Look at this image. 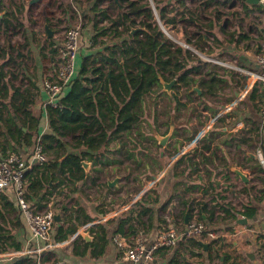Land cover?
Here are the masks:
<instances>
[{"label": "crops", "instance_id": "crops-1", "mask_svg": "<svg viewBox=\"0 0 264 264\" xmlns=\"http://www.w3.org/2000/svg\"><path fill=\"white\" fill-rule=\"evenodd\" d=\"M52 2L0 0V64H4V80L9 85L5 98L8 101L11 96L10 84L27 89L30 93L36 92L29 108L33 114H41L38 127L40 135L48 129L44 105L47 94L43 80L53 69L51 44H60L55 39V30L51 29ZM256 5L240 2L239 6H230V15L235 19L232 27L216 17V9L211 12V7L207 8L210 10H203L208 13L207 18L199 16L200 22L191 21L193 24L190 27L195 31L187 32L188 36L184 40L186 45L182 44L181 47L191 52L192 66L197 62L200 65L190 72L195 78L191 87L185 92L184 87L176 89L184 105L176 113L173 133L165 145H159L153 131L164 135L167 127L164 123H159L158 128H155L152 117L149 116L142 122L145 130L142 138L133 132L132 137H122L120 141L115 139L110 143L112 149L109 156L113 159L112 162L98 171L93 170L94 165L90 162L88 172L91 170L92 174L98 176V189L88 188L83 181L62 187V190L66 189L62 200L68 201V205L72 207L83 206L91 217L87 219V223L77 225L76 231L70 233L67 239L59 240L53 225L47 239L34 238L16 206L13 188L10 186L0 193L3 195V198L0 197V232L8 235L4 238L7 243L15 240L21 246L19 250L9 248L7 251H0V264H28L29 261L31 264H134L124 258L114 244L111 232L117 220H107L120 216L136 200L143 199L144 206L150 209L142 214L141 220L150 224V217L151 227L138 237L151 245L157 241L166 222L170 221L168 213L171 214L174 226L181 219L183 221L184 217L183 222L187 224L188 215L192 220L195 219L196 207L188 212L183 203L190 198L193 199V207L196 202L204 201L216 205L215 208L227 207L228 204L236 209H240L243 204L255 208V216H244L247 221L244 224L225 219L224 223L214 225L218 229V236L213 239L221 238L224 243H228L222 248L236 264H264L258 239V236H262L264 240V169L257 158L258 152L264 158V122L260 115L264 106V80L254 79L249 73L264 74V67L259 60L264 51V27L259 24L264 22V9L260 5L261 8L257 9ZM193 7L191 9L197 12L198 8ZM217 11L221 16L222 11L219 8ZM244 15L256 21L249 28L242 27L239 20ZM86 20L85 26L80 28L76 57L78 66L84 55H91L98 50L91 47L90 37L94 31L88 17ZM205 38L207 43L204 42ZM187 39L190 40L189 43ZM196 42L202 47L197 46ZM44 45H48L49 49ZM204 49L208 55L206 61L196 56L201 57ZM26 51L30 56L28 60L24 55ZM212 58L222 62H215ZM213 74L221 79L208 80ZM202 79L208 80L210 90L201 83ZM193 86H197L199 91L192 89ZM137 141L140 144H136ZM20 152H24L25 156L30 153L28 148H23ZM127 152L133 154L129 158H123ZM199 154L208 157L207 167L210 172L204 171L202 165L196 170L194 166L186 164L185 160H197ZM234 168L245 175L247 182L233 172ZM115 178L117 182L110 187L108 181ZM144 181L149 184L143 188ZM102 184H107L112 189L107 191ZM186 184L200 186L187 190ZM223 188L233 196L232 202H227V197L213 199V196H224L223 192H219ZM5 200L12 203L13 209L6 205ZM103 208H107L108 212L102 214L100 210ZM239 216L243 217L238 214L235 219ZM99 224L106 231L104 234L101 228L98 230V234L104 235L107 240L103 252L101 242L97 244V237L90 231V228ZM81 232L88 234V238L82 237ZM207 238L203 249L199 251L202 256L198 264H221L215 257L210 261L209 256L212 254L213 257L215 250L208 249V242L212 239ZM178 245L172 246L169 257L159 258L158 263L166 264Z\"/></svg>", "mask_w": 264, "mask_h": 264}, {"label": "trees", "instance_id": "trees-1", "mask_svg": "<svg viewBox=\"0 0 264 264\" xmlns=\"http://www.w3.org/2000/svg\"><path fill=\"white\" fill-rule=\"evenodd\" d=\"M126 1V5L119 8L115 16H110L107 9L101 8L97 1L91 6L88 16V22L94 31L90 37L91 47L98 48L99 51L82 57L78 72L59 104L56 107L45 105L48 129L41 135L38 131L41 114H33L29 108L36 92L30 93L27 89L10 84L12 93L7 101L5 97L9 85L4 80L6 75L3 70L4 64H0V157L6 156L9 152H20L23 148H28L30 151L37 137L40 136L44 150L46 153L51 152L52 157L43 165H34L24 173L25 198L38 207H45L51 201L53 210L60 217L52 224L59 235V240L67 239L70 233L76 231L77 225H83L87 223V219H91L83 206L72 207L68 205V201L62 200L66 189L61 188L78 181H83L88 188L98 189L96 181L98 176L92 174L91 170L86 173L81 161L91 162L94 171L103 168L113 161L109 156L112 149L110 143L115 139L120 141L122 137H132L133 132L137 137L142 138L145 132L142 122L149 116L152 117L155 128H158L159 123H164L168 129L170 117L173 115L175 120L178 109L184 105L177 96L176 89L184 87V92L188 90L195 81L190 72L200 65L197 60L194 66L191 65V52L188 49L168 41L158 23L153 20L152 9L146 0L142 3L138 0ZM240 1L242 4H248L244 0ZM154 2L160 21L166 25H174L176 18L167 17L166 4L161 3L160 0ZM204 2L210 3L211 0ZM183 5V1L179 0L177 6ZM204 7L205 4L196 7L198 8L196 12L195 9L185 6L180 13V20L200 22L199 16H205ZM256 7L261 8L259 5ZM217 14L218 11L215 10L216 17ZM201 26L204 27L203 24ZM135 28L141 29L133 31ZM189 42L190 40L187 39V43ZM204 42L207 43L206 38ZM196 43L197 46L202 47L199 42ZM56 53L57 47L53 42L50 49L53 75L58 62ZM159 75L165 81L175 79L169 94L163 91ZM13 77L16 78L15 75ZM210 79L212 81L221 78L213 74L208 80ZM208 80L202 79L201 83L210 90ZM160 95L165 98L164 104H159ZM147 99L152 101L150 104L154 107L151 111L152 116L147 115ZM135 143L140 144V141ZM131 154L133 153L127 152L123 158H129ZM198 157L197 160L188 158L185 162L190 167L194 166L196 170L202 165L204 171L210 172V168L207 167L208 157L203 154H199ZM117 161L122 160L117 159ZM192 172H195V169H192ZM101 186L107 191L112 189L108 188L107 184ZM199 186L200 184H186V189L191 190ZM51 196H53L52 200ZM0 197L3 198V195ZM225 197L213 196V199H225ZM192 200L190 198L183 201L185 208L190 212L196 207L195 220L205 224V231L199 235L181 237L177 241L178 248L166 264H198L202 256L199 251L203 249L209 231L218 230L213 227L214 225L224 223L225 219L235 221L238 214L246 218L255 216V208L246 204L240 209L229 204L227 207L220 206L216 209V205L204 201L196 202V206L193 207ZM5 203L13 209L10 201L5 200ZM147 209L150 208L144 206L143 199L136 200L126 212L116 218L108 219L107 222L117 220L111 235H119L126 242L132 243L151 227L150 217V224L146 220H141L142 214L144 215ZM100 212L105 214L108 210L103 208ZM188 218L190 221V215ZM184 219L185 217L183 221ZM99 228L105 234L106 231L101 224L90 228V231L97 237L96 243L101 242L100 248L103 252L107 240L104 235L98 234ZM6 236L8 235L0 232V251L4 252L9 248L19 250L20 243L15 240L7 243L4 240ZM258 239L259 249L264 257L263 237L258 236ZM226 243L221 238L208 242V249L215 250L213 257L212 254L209 256L210 261L215 257L221 264H236L222 248L224 245L227 246ZM171 248L173 247L157 246L153 251V259H155L153 264H159V258L169 257ZM119 251L123 256L122 250ZM27 263L31 264L30 261Z\"/></svg>", "mask_w": 264, "mask_h": 264}, {"label": "built area", "instance_id": "built-area-1", "mask_svg": "<svg viewBox=\"0 0 264 264\" xmlns=\"http://www.w3.org/2000/svg\"><path fill=\"white\" fill-rule=\"evenodd\" d=\"M264 2V0H262ZM80 25L71 26L66 29L63 41L57 44V68L55 74L49 73L43 80V87L47 94L44 105L56 107L64 91L69 87L75 75L76 57L79 47ZM213 60V59H212ZM259 60L264 67V51L259 56ZM254 79L264 80V74L249 72ZM264 122V106L260 112ZM26 156L21 152H9L4 157H0V193L10 186L14 190L15 203L23 220L26 222L34 238L47 239L49 231L54 222L55 211L51 201L45 207L38 209L36 204H30L25 198V177L24 173L34 165H43L48 156L37 137L33 147ZM259 164L264 169V158L258 152ZM53 196L50 197L52 200ZM115 214V211H113ZM205 224L195 219L188 221L180 229L167 225L159 232L155 243L148 245L141 237L134 239L132 243L126 242L119 235L113 236L114 244L122 250L123 257L131 260L134 264H153V251L157 246H175L177 241L183 236L199 235L205 231ZM208 238H216L218 235L214 231H209Z\"/></svg>", "mask_w": 264, "mask_h": 264}, {"label": "rangeland", "instance_id": "rangeland-1", "mask_svg": "<svg viewBox=\"0 0 264 264\" xmlns=\"http://www.w3.org/2000/svg\"><path fill=\"white\" fill-rule=\"evenodd\" d=\"M52 1H53L52 2L53 6L50 9V19H51V23H52L51 29L55 30V31H53L56 34L55 39L60 44L63 41L65 31L67 28H69L71 26H75L77 24L80 25L81 29L85 26V24L87 23L86 19L88 17L90 8L95 1H97L99 3V6L101 8L102 7L106 8L107 12L110 16L117 15L119 8L124 7L127 3L126 0H52ZM138 1H139V3L144 2V0H138ZM154 1L155 0H146V2H148L150 4V7L152 9V13L154 15L153 20L156 23H158L161 31L163 32V34L165 36H167L168 41L170 43H173L175 45H180V46L186 45L184 40H185L186 36H188L187 32L188 31H191V32L195 31V29L190 27L191 24H193L191 21L180 20L181 19L180 18L181 9H183L185 6H187L189 8H194L193 6L200 7L203 4H205V7L203 10H210L207 8L211 7V12L213 10H215V9L217 10L219 8V10L222 11V15L220 16L219 14H217V16L219 18H221V21L227 23L229 27H232L235 19H232V16L230 15V13L232 11H231V9H228V8L230 6H233V5L239 6L240 2H241L240 0H211L210 3H205L204 0H182L184 5L181 8L179 7L180 9H178L177 5L179 4V0H176V1L175 0H160L161 3L166 4L167 17L173 16L174 18H176L175 24L170 25L171 26L170 27L169 25L164 24L163 21H160V19L158 18V12H157V9L154 5L155 4ZM203 13L205 14V18H207L208 13H206L205 11H203ZM260 13H262V12H260ZM239 20H241L242 27H244V28H249V25H251V23L256 22L254 20V18L247 16V15H244L242 17V19H239ZM259 24H260V26L264 27V22L259 23ZM44 46L46 48H48V45H44ZM206 51H207L206 49H204L202 51V53L200 54L201 57L198 55H196V56L198 58H202V60L206 61V60H208L207 59L208 55L206 54ZM46 52H47V50H46ZM24 55L27 57V60H28V58L30 57L29 53L26 51V53H24ZM57 56H58V51L56 53V58H57ZM212 59L215 62H219V63L222 62L220 59H217V58H212ZM79 66L77 64H75V75L78 72ZM172 87H171V89H172ZM178 95H179V92H178L177 96ZM163 98H164V96L160 95L159 104H164L165 98L164 99ZM150 102H152V101L150 99H147V115H151L149 112L152 111V109H154V107L151 106ZM164 129H166V128L164 127ZM148 147L152 148V146H148ZM153 150L157 151L154 148H153ZM47 156H48L47 160L51 159V157H52L51 152H48ZM137 170H139V168ZM144 182L145 183L142 186L143 188L145 185L149 184L148 181H144ZM141 190L142 189H140L139 191L141 192ZM225 190L226 189L223 188L219 192H223V195L227 197V202H232L234 199L233 196H231V194L229 192L227 193ZM92 192H94V190ZM138 192H136V193H138ZM220 199H222V198H220ZM236 203H237V201H236ZM168 214H169L168 217H169L170 221L166 222V226L168 224L169 225L171 224L172 227L180 229L182 225L183 226L185 225L184 223H182L183 222L182 219H181V221L178 222V225L177 224H176V226L172 225L174 223L171 221V216H170L171 214L170 213H168ZM190 221L192 222V219ZM181 223H182V225L180 226Z\"/></svg>", "mask_w": 264, "mask_h": 264}, {"label": "water", "instance_id": "water-1", "mask_svg": "<svg viewBox=\"0 0 264 264\" xmlns=\"http://www.w3.org/2000/svg\"><path fill=\"white\" fill-rule=\"evenodd\" d=\"M246 2L249 3V4L260 5L264 9V2L262 0H246ZM139 29H141V28H135L133 31H136V30H139ZM158 77H159L160 83L162 84L163 91H166L169 94L171 92V87L175 83V79H172L170 81H165L160 75ZM192 89H195V90L199 91L197 86H193ZM175 126H176V124L174 122V118H173V115H172L170 117V120H169L168 131L164 135L159 134L156 130L153 131V135H154V137L157 140V143L159 145H165L167 143L168 139L170 138L171 134L173 133V130H174ZM81 164H82V167H83L84 171L88 172V168H89L90 162L83 160V161H81ZM233 172L236 173L242 180L247 182L246 178H245V175L239 169L234 168ZM116 182H117V178L113 179L112 181H108V185L111 187V186L115 185ZM54 220L55 221L59 220V214L58 213H55ZM236 222L239 223V224H244L247 221H246V218L244 216L243 217L239 216L236 219ZM80 235H82V237H84L85 239L88 238V234H86L85 232H81Z\"/></svg>", "mask_w": 264, "mask_h": 264}]
</instances>
